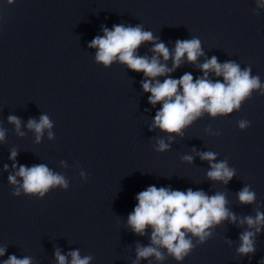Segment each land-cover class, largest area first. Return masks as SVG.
I'll return each instance as SVG.
<instances>
[{
	"label": "clouds",
	"instance_id": "obj_1",
	"mask_svg": "<svg viewBox=\"0 0 264 264\" xmlns=\"http://www.w3.org/2000/svg\"><path fill=\"white\" fill-rule=\"evenodd\" d=\"M7 2L13 4L15 0H7ZM102 30L104 35L94 37L88 45L89 48L98 49L96 61L108 67L118 59L130 70L143 72L145 77L151 78L142 81V88L145 93H150L148 97L150 104L153 106L157 103L162 104L156 112L153 123V127H158L162 131L179 133L184 126L190 124L204 111L213 117L218 114H230L234 109H239L241 102L250 97L252 90L262 88L260 77L251 74L250 66L242 70L234 61L219 63L215 56L200 66L204 76L197 78L195 82L190 73H185L179 79L169 77L162 83L159 80L153 83L156 77L179 67L185 55L188 62H196L197 58L203 55L200 39L193 37L177 40L174 54H170L163 42L155 43L152 51L162 56L164 61H167L171 55L173 68L169 69L166 64H161L155 55L149 59L147 56L136 54L141 44L158 39L151 31L143 30L141 25L116 24L111 30L107 27ZM209 71L214 72L218 77L222 76L224 82L219 80L213 82L208 79ZM261 95H264V91ZM8 121L15 124L17 131L19 130L18 117L9 116ZM238 124L239 128L244 130L250 126V121L241 120ZM27 127L36 132L39 142L43 130L52 128V122L47 115H41L39 122L29 119ZM52 136L53 134L49 132L50 139ZM3 139L4 131L0 130V140ZM167 148L168 145L163 141L158 142L157 151H164ZM200 155L202 160L210 163L211 170L207 173L210 179L227 183L234 177L235 169L230 168L227 161L212 163L216 159V153L204 152ZM16 156L17 153L13 151L9 159L15 160ZM185 159L191 161V157ZM7 168L8 166L5 165V171ZM13 168H16V164H13ZM17 177L22 178V183L17 181ZM8 181L12 185H18L12 193L17 197L23 191L26 195H38L39 198H43L54 186L68 188L64 176L53 173L45 164L31 167L21 164L15 175L8 176ZM237 195L242 204H251L256 198L255 192L250 191L248 186L240 190ZM136 200L138 203L128 216L129 227L136 234L143 235L150 226L152 245L166 248L177 261H182L193 248L192 240L186 238L187 233L199 237V241L203 243L211 235L206 231L210 226L219 224L225 219H230L232 222H236L237 219L225 206L227 201L222 193L208 196L201 190L193 191L191 188L181 191L152 185L138 193ZM241 223H246L249 228L256 227V232H259L261 229L257 226L264 224V213L257 212L255 218L246 216ZM254 236L255 233L251 231H245L240 235L241 244L237 248L240 255L255 254ZM5 252V248H0V256ZM68 255L71 256L70 264H89L91 260V257L81 258L78 251H72ZM153 255L157 260L164 259L157 247H137L138 259H147ZM55 256L58 264H68L67 257L59 250L56 251ZM0 264H32V262L29 257L17 258L12 254L7 260L0 261Z\"/></svg>",
	"mask_w": 264,
	"mask_h": 264
}]
</instances>
